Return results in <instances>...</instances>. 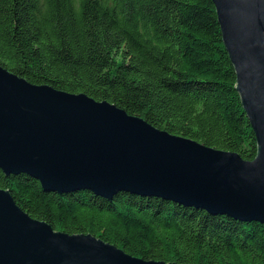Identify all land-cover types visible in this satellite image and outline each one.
Instances as JSON below:
<instances>
[{
    "label": "trees",
    "instance_id": "trees-1",
    "mask_svg": "<svg viewBox=\"0 0 264 264\" xmlns=\"http://www.w3.org/2000/svg\"><path fill=\"white\" fill-rule=\"evenodd\" d=\"M0 67L107 101L171 135L256 157L212 0H0ZM0 188L55 231L92 235L145 261L264 264L261 223L129 193H47L2 171Z\"/></svg>",
    "mask_w": 264,
    "mask_h": 264
},
{
    "label": "water",
    "instance_id": "water-1",
    "mask_svg": "<svg viewBox=\"0 0 264 264\" xmlns=\"http://www.w3.org/2000/svg\"><path fill=\"white\" fill-rule=\"evenodd\" d=\"M254 160L153 127L85 94L36 86L0 67V171L47 193L159 198L264 224V0H212ZM0 264H177L145 261L92 235L55 231L0 188Z\"/></svg>",
    "mask_w": 264,
    "mask_h": 264
}]
</instances>
